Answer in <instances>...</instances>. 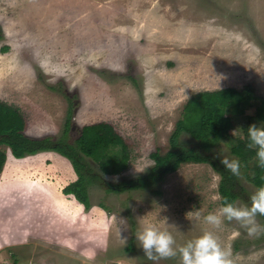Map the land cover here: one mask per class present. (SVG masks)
Masks as SVG:
<instances>
[{"label":"rangeland","instance_id":"374dc122","mask_svg":"<svg viewBox=\"0 0 264 264\" xmlns=\"http://www.w3.org/2000/svg\"><path fill=\"white\" fill-rule=\"evenodd\" d=\"M0 32V101L19 109L25 134L57 141L71 99L67 141L104 121L129 152L127 168L113 175L86 158L98 180L85 208L62 191L77 176L66 156L15 157L1 144L0 264H181L179 255L147 259L135 237L149 223L170 231L177 247L211 229L234 264H264V234L249 236L226 218L218 229L204 222L222 207L220 175L208 162L182 163L157 192L107 189L145 174L152 151H167L194 93L249 85L264 97V0H0ZM253 112L227 111L233 127L211 148L213 159L235 158L230 144ZM180 139L197 143L185 132ZM238 186L235 203L250 204L257 188L241 172Z\"/></svg>","mask_w":264,"mask_h":264},{"label":"trees","instance_id":"16d2710c","mask_svg":"<svg viewBox=\"0 0 264 264\" xmlns=\"http://www.w3.org/2000/svg\"><path fill=\"white\" fill-rule=\"evenodd\" d=\"M1 37V32H0ZM4 46L2 50H6ZM257 99L258 103L253 104ZM254 106V112L248 114L246 120L239 125L241 135L230 144V153L241 163L240 172L257 189L264 186V168H261L256 156V149L249 148L247 128L253 123L264 124V97L252 93L249 85L242 89L223 87L215 90H202L191 95L183 105L181 117L175 122L169 135V148L164 153L154 150L150 153L153 164L149 170L134 178L122 179L117 183H109L107 189L124 191L127 189H146L157 192L153 186L167 172L175 171L185 162H208L218 172V193L223 206L224 198L235 202L240 194L238 176L226 170L220 161L213 159L211 148L221 138L226 137L233 127L230 114L242 106ZM73 104L69 99L62 135L57 141L50 137H30L25 134V119L16 107L0 101V145L9 146L15 157L33 154L40 150H55L66 156L72 163L76 178L62 187L65 194H71L85 208L90 206L88 186L98 180L86 158H90L103 174H118L128 166L129 152L125 139L104 121L83 125L73 142L67 141V133L71 125ZM188 133L197 143L186 145L180 135ZM6 154L0 148V172ZM132 237L126 246L131 248Z\"/></svg>","mask_w":264,"mask_h":264},{"label":"clouds","instance_id":"9594fccd","mask_svg":"<svg viewBox=\"0 0 264 264\" xmlns=\"http://www.w3.org/2000/svg\"><path fill=\"white\" fill-rule=\"evenodd\" d=\"M247 134L250 141L248 146L256 149L259 166L264 168V124L257 126L253 123L247 128ZM221 164L233 175H240L241 163L238 158H223ZM194 215L199 218L200 212L196 211ZM258 215L264 216V186L258 188L250 197V204L229 202L225 197L223 206L203 219L206 224L217 229L223 223L222 218L229 222L234 220L249 236L258 237L264 234V225L257 221ZM135 238L144 255L153 262L179 255L181 264H234L231 250L222 246L219 237L211 229H205L200 236L179 247L170 231L151 223L138 231Z\"/></svg>","mask_w":264,"mask_h":264}]
</instances>
